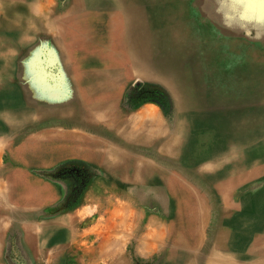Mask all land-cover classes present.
I'll list each match as a JSON object with an SVG mask.
<instances>
[{
  "label": "rangeland",
  "instance_id": "1",
  "mask_svg": "<svg viewBox=\"0 0 264 264\" xmlns=\"http://www.w3.org/2000/svg\"><path fill=\"white\" fill-rule=\"evenodd\" d=\"M127 2L126 40L151 77L108 57L112 17L81 11L83 0H0L5 262L264 264L261 5L238 14L225 0ZM69 5L85 45L61 41L57 23L40 30L43 6L55 21ZM223 70L242 72L239 91ZM75 210L91 233L49 254L43 221ZM113 234L115 257L99 250Z\"/></svg>",
  "mask_w": 264,
  "mask_h": 264
},
{
  "label": "bare ground",
  "instance_id": "2",
  "mask_svg": "<svg viewBox=\"0 0 264 264\" xmlns=\"http://www.w3.org/2000/svg\"><path fill=\"white\" fill-rule=\"evenodd\" d=\"M82 1V0H81ZM132 1H137V0H131ZM17 2V1H16ZM180 2V1H177ZM128 3V4H127ZM126 3V0H83V6L86 8H82L81 11H89V14L95 13V11L101 12L102 13H106L108 16H111L112 18H110V26H109V35L111 36V39L114 41L116 40V42L114 43V45L112 46L111 50L109 49V51L104 50L105 53H107L108 57H112L115 58L116 61L117 59L119 61H121V63H127L129 64V68L127 69L128 74H134V73H143V70L145 69V67L142 65L140 58L138 57V55H136L137 53L135 51H133V47H132V43L134 45V41H131L128 43V41L126 40V30L127 27L132 23V5L129 6V2ZM49 4V3H48ZM181 4V2H180ZM96 7L95 9H90V7ZM27 7V6H26ZM135 7V6H134ZM73 10V5H69V7L66 9V16H60L57 18V22H55L49 13V8L46 6L42 7V12H41V16H44L43 18H45V20H47L49 26L51 27L54 23H57L62 29L63 32L67 31L66 33H63V37L61 38V41L66 42V40H72L73 42L79 43L81 46L85 43H88L91 40V36H89L88 32L83 29L82 27H80L79 25L74 24V19L72 18V15L74 13ZM137 9L135 8L134 11H136ZM173 10V9H172ZM10 11V10H9ZM26 11V10H23ZM44 11V13H43ZM30 12H32V10L30 9ZM109 12V13H108ZM33 13V12H32ZM88 13H82V15H87ZM135 13V12H133ZM166 13L168 17L172 16L173 11H171L168 8L164 7V12ZM183 13V12H182ZM88 14V15H89ZM29 15H31L29 13ZM6 16V15H5ZM75 16V15H74ZM15 17V16H14ZM18 17V16H16ZM21 17V16H20ZM19 18V17H18ZM25 18V17H24ZM183 18V17H182ZM18 21V20H17ZM178 21V20H177ZM16 22V21H15ZM19 22V21H18ZM56 24V25H57ZM25 25V24H24ZM37 25L36 21H32L30 23H27V28L22 29L20 31L23 32V34H27L29 33L30 29H33L35 26ZM38 26V25H37ZM182 26V24H181ZM24 27V26H23ZM138 27V26H137ZM8 28V27H7ZM13 28V27H12ZM6 29V27H5ZM9 29V28H8ZM53 29V28H52ZM46 31V30H45ZM180 31V30H179ZM185 31V30H184ZM183 32V31H182ZM34 33V32H33ZM30 34V33H29ZM28 34V35H29ZM179 34V33H178ZM24 36V35H23ZM183 37V36H182ZM181 38V37H180ZM19 39V38H18ZM37 39V38H36ZM182 39V38H181ZM60 41V42H61ZM139 41V40H138ZM137 41V43H138ZM140 42V41H139ZM96 43V42H94ZM112 44V43H111ZM88 53V52H87ZM86 53V55H87ZM81 57V56H80ZM142 60V59H141ZM143 61V60H142ZM84 63V60H83ZM144 67L141 68V67ZM143 69V70H142ZM148 70V69H147ZM145 71V74L147 75V77H151V75H148L147 71ZM224 71V70H223ZM223 78L231 85V89L234 91H239L240 90V81L242 82L243 80V76H242V72L241 71H224L223 72ZM156 78V77H155ZM210 83V82H209ZM21 92V91H20ZM235 92V93H236ZM116 105V103H115ZM114 109V108H113ZM115 112V118H116V111ZM119 112V111H118ZM150 118L153 120H151L150 122L156 124L157 122V116H149V115H143V119H149ZM62 120V119H61ZM81 123V122H80ZM191 123V122H190ZM163 133V132H162ZM154 134V133H153ZM166 143V142H165ZM244 149V148H243ZM64 154V153H63ZM62 154V156H63ZM69 154V153H68ZM68 156V155H67ZM150 156V155H149ZM49 157H51V155L49 154ZM64 157V156H63ZM167 157V156H166ZM95 158V157H94ZM99 159V158H98ZM96 161V160H95ZM106 169V168H105ZM170 176V175H169ZM188 177V176H187ZM136 185V184H135ZM192 213V212H191ZM115 215V214H114ZM129 218V217H128ZM196 219V218H195ZM186 222V221H185ZM192 224V223H191ZM100 229V228H99ZM193 229V228H192ZM200 229V227H199ZM43 230V229H42ZM185 231V230H184ZM106 233L103 234H107V231H105ZM192 232V231H191ZM113 233V232H112ZM188 233V232H187ZM157 234V233H156ZM186 234V233H185ZM159 237V235H158ZM186 237V236H185ZM157 238V237H156ZM160 238V237H159ZM158 238V239H159ZM162 238V237H161ZM148 242V241H147ZM150 242V241H149ZM154 242V241H153ZM152 241L150 242L151 244L153 243ZM159 242V241H158ZM185 242V241H184ZM142 243V242H141ZM144 244V243H143ZM182 244V243H181ZM180 244V246H181ZM105 247V246H104ZM103 247V248H104ZM144 248V247H143ZM215 258V257H213ZM227 260V259H226ZM221 261V262H227V261Z\"/></svg>",
  "mask_w": 264,
  "mask_h": 264
},
{
  "label": "crops",
  "instance_id": "3",
  "mask_svg": "<svg viewBox=\"0 0 264 264\" xmlns=\"http://www.w3.org/2000/svg\"><path fill=\"white\" fill-rule=\"evenodd\" d=\"M47 22L48 21L45 20L44 27L43 28L41 27V29H40L44 33L45 32L49 33L51 31L53 32V30H58V29H52ZM242 24H243L242 22H239L237 24V26H240ZM244 24L247 27V29H249L251 27L253 28V25L249 22H245ZM251 46H254V41H253ZM88 196H87V200H90V198ZM81 209H83V208H81ZM77 214H79V211L75 210V212L69 213L68 215H63V216L61 215V216H57L55 218L45 219L43 221L44 235L47 236L46 240H53L52 243H48L49 246H47V247H49L48 249L52 250L51 252H49V254H53V252L58 250V248L59 249L64 248V247H62L63 245L67 244V245L71 246V245L75 244L77 238L80 235H81V237H85L91 233L90 227L83 230V232L80 233V231H79L80 228H77V225H76L77 224L76 217L78 216ZM1 224H3V220L1 222ZM111 237H113V238L107 239L108 243L111 244L110 248H108L107 250H105V249L103 250L102 246H101L99 248V250L104 255L107 254L109 256L112 255V257H115L117 255V253H118V255L120 254L119 252H121V250H119L116 253V249H117L116 246L117 245H116L115 240L117 239V236L115 234H113V236H111ZM128 239H129V237L126 238V236H125L123 240L126 243V240H128ZM103 240H104V238H103ZM199 241H201V239H199ZM55 243H56V245H55ZM104 243L105 242H103V244ZM26 246H25V248H26ZM26 252H27V255H33V253L28 251V249H26ZM0 264H7L5 262V248L3 247V239L1 237V234H0Z\"/></svg>",
  "mask_w": 264,
  "mask_h": 264
},
{
  "label": "snow or ice",
  "instance_id": "4",
  "mask_svg": "<svg viewBox=\"0 0 264 264\" xmlns=\"http://www.w3.org/2000/svg\"><path fill=\"white\" fill-rule=\"evenodd\" d=\"M225 2L230 4L234 9H239L238 14H243L245 9L253 5H261L259 16L261 22L264 23V0H225Z\"/></svg>",
  "mask_w": 264,
  "mask_h": 264
},
{
  "label": "trees",
  "instance_id": "5",
  "mask_svg": "<svg viewBox=\"0 0 264 264\" xmlns=\"http://www.w3.org/2000/svg\"><path fill=\"white\" fill-rule=\"evenodd\" d=\"M149 90H150V89H149ZM148 96H150V95H148ZM165 98H166V97H165V94L161 93V97H160L161 102L166 103V99H165Z\"/></svg>",
  "mask_w": 264,
  "mask_h": 264
}]
</instances>
